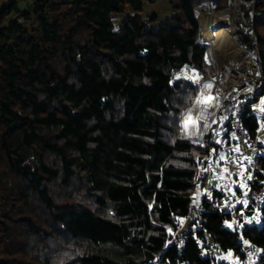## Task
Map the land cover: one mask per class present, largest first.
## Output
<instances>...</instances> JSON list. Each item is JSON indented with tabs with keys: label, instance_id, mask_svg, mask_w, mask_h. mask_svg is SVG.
Here are the masks:
<instances>
[{
	"label": "trees",
	"instance_id": "16d2710c",
	"mask_svg": "<svg viewBox=\"0 0 264 264\" xmlns=\"http://www.w3.org/2000/svg\"><path fill=\"white\" fill-rule=\"evenodd\" d=\"M233 1L167 0L173 15L159 24L141 16L142 0H32L25 12L0 11V264H228L220 257L229 253L246 264L244 241L264 264V201H254L264 157L249 169L247 209L219 189L191 216L220 146L215 123L197 144L182 133L200 83L216 75L198 16L226 15ZM234 22L240 52L259 61L260 86L237 99L256 142L264 0Z\"/></svg>",
	"mask_w": 264,
	"mask_h": 264
},
{
	"label": "rangeland",
	"instance_id": "374dc122",
	"mask_svg": "<svg viewBox=\"0 0 264 264\" xmlns=\"http://www.w3.org/2000/svg\"><path fill=\"white\" fill-rule=\"evenodd\" d=\"M142 1H143L144 11L141 14V16L142 17L145 16V18L148 20L151 16L156 17V15H158L157 18L158 17L159 18L160 17L165 18L166 17L165 11L168 10L169 8H170L169 10H171V7L168 4L167 0H154V3H148L145 0H142ZM252 1H254V0H251L249 2H247L246 0H234L233 1L234 7L232 8V10H230L229 12L226 13L227 17L219 16V15L215 16L216 17L215 22H214L213 26L211 27L212 30L216 31L220 27H225L227 29V31L230 33V35L232 36L231 33H232V29L234 28V25H233V27H230L226 24L221 25V23H219V20H221L223 18L229 19V17H230V20L233 21L235 16H237L243 10V7L249 5V3ZM199 14H200V12H199ZM124 16H125V14L120 15V16H116V19H117L116 24H119L120 21L122 20L121 17H124ZM148 20L146 22H148ZM201 21H202V19H201ZM206 35L207 34H206L205 27H203L202 28V36H203L204 43H206V37H205ZM232 41L233 40L229 39V43L230 44L232 43L231 46L233 48L235 46L234 49H236V44ZM233 43H234V46H233ZM206 44L208 46H210L208 43H206ZM222 51H224V49ZM241 51H242V49H241ZM219 54H221V53H219ZM239 55H241L240 51H239V53H238V51H236V53H227L226 57H228V58L226 59L225 55L221 54V57H222L221 58L217 53H215L216 61L213 60L211 57L212 61H210V62L213 64L214 68L216 67L215 68L216 75H215V77H213L209 81L214 82V88H213L212 92H211V90L209 92H207L204 89V87H202L203 83L204 82L206 83V81H202L200 83L199 94L196 97L191 108L182 117L181 126H182L183 135L185 137L191 138L194 141V143L197 144V143L202 142L204 136L210 130L211 126L214 123L216 124V126L213 127L212 129H213L214 133L217 134V138H216L217 143L219 145H222L224 143V141H227V142H226L225 146L224 145L222 146V148H224V150H222L220 153V156H218L219 161L216 162L217 166H214V165L211 166L212 167L211 171H212V175H213V177L211 179H212V181H217L220 184L219 187L222 189V191H224L227 194V204L228 205H232L233 207L244 206L247 209L249 206V203H250L249 202V195L251 193V190H250L249 184H248V180L249 179L253 180V178L251 177V175L249 173V169H251L252 161H253L254 154H255V152H254L255 150L253 149L254 148L253 146H255V144L253 145L251 143H248V146H249L248 148L251 149V153H252L251 155L244 154L242 152V149L240 147V144L242 141L235 138L232 133H229V128L227 127V123L229 122V117L226 114V111H224L225 108H223V105H225L224 100L229 99L232 91H229L227 89V87L222 83H226V82L228 83V81L230 79V74H231L230 69L235 64V61L237 60ZM250 55H251V58H252L253 62L255 63V65H259L257 53L255 51H253V52H251ZM233 59H235V61L233 63H231ZM210 93H212V94L215 93V94L221 96L222 99H219L220 97H218L217 99H215L213 101L210 98L207 99L206 96L209 95ZM202 98H206L204 101V103L206 105L211 104L214 108H208L207 107L206 110H201L200 108L196 109L197 106L195 107L194 104L198 101H202ZM237 99H238V97L235 96V101H234V103L232 102V105L236 104V107L231 108V109L229 108L230 110H232L230 112L233 114L234 117H238V114L240 113V110L237 108V106L239 104V101ZM262 102H264V101L261 100L259 105H257L256 107L254 106L256 114L258 116H260V118H261V129H260V136H259L258 140L256 142H253V143L259 142L260 145L264 144V111H262V109H264V103H262ZM193 106L195 107L196 111H198L200 118L196 121L192 120L191 122L188 123L187 127H185V122L188 120V117L190 115L189 112ZM225 107H226V105H225ZM205 123L208 125L207 128L204 127ZM190 125H195V126H193V128L195 127L194 129L195 130L197 129L200 132V134L197 137L194 135L195 130L190 131V128H189ZM190 134L193 135V138L191 136H189ZM230 135L233 137L235 144L232 141L231 145L229 146L228 141L231 139ZM244 142H246V141H244ZM236 146L239 149L238 151L235 150L236 148H234ZM217 152L218 151H216V154H217ZM221 156H224L223 160L220 159ZM215 157H216V155H215ZM232 160H234V162H232ZM241 185H244V186L241 187ZM211 195H212V193H211ZM245 201H247L246 204H245ZM181 230H183V227L181 228ZM245 249H246L247 255H248V259L246 261V264H255L256 256H254L252 254V252L250 250V245L246 244ZM220 259L225 261L228 264H241V261L239 260V258L234 257L232 254L231 255L223 254L220 257Z\"/></svg>",
	"mask_w": 264,
	"mask_h": 264
},
{
	"label": "crops",
	"instance_id": "0c3cea01",
	"mask_svg": "<svg viewBox=\"0 0 264 264\" xmlns=\"http://www.w3.org/2000/svg\"><path fill=\"white\" fill-rule=\"evenodd\" d=\"M247 2H249V1H251V0H246ZM31 3H32V0H0V11L2 10V9H5V8H9L12 4H14V5H16V7L20 10V11H22V12H25V11H27L28 9H29V7L31 6ZM169 8V7H168ZM170 9V8H169ZM166 10L165 11V18H162V17H158L157 18V16L158 15H156V19H157V22H156V24H159V23H161V22H163V21H165L166 19H169V18H171L172 17V11L171 10ZM128 13L129 14H133L132 13V11L129 9L128 10ZM12 15H14V13L12 14ZM116 16H120V14L119 15H116ZM216 15L215 14H213L212 12H210V10L209 9H207V8H203L201 11H200V14H199V17H198V21H199V23H200V25H201V27L203 28V27H205V30H206V39L207 40H209L211 37L212 38H215V39H217V36H216V33L218 32V31H221L223 34H224V36L229 40V39H231V40H233V42L236 44V49L234 50V51H232V52H230V53H236V51H238V53H239V51H240V47H239V45L237 44V42H236V40L234 39V37H232L231 35H230V33L227 31V29L225 28V27H220L219 29H217L216 31H213L212 30V26H213V24H214V22H215V17ZM219 16H225V17H227V15H219ZM123 17H121V19H122ZM143 18H144V20H148V19H146L145 18V16H143ZM9 18L8 17H6L5 18V20H4V23L5 22H7V20H8ZM201 19H202V21H201ZM149 21V20H148ZM234 23V20L232 21V20H230V17H229V19L228 18H223V19H221V20H219V23H221V25H228V26H230V27H233V23ZM226 30V31H225ZM225 31V32H224ZM226 33V34H225ZM231 36V37H230ZM228 37H230V38H228ZM232 44V43H231ZM233 46H234V44H233ZM234 48H235V46H234ZM219 48H217V46L216 45H214V44H212V46H210V53H209V59H210V61H212V59L213 60H215L216 61V59H215V53H217L220 57H221V54H219L220 52H219V50H218ZM225 55V58L227 59L228 57H226V55H227V53H225L224 54ZM211 57H212V59H211ZM222 58V57H221ZM235 61V59H233L232 60V62L231 63H233ZM216 66V65H215ZM216 68V67H215ZM209 85H210V87H209ZM202 87H204V89L207 91V92H209L210 90H211V92H212V90H213V88H214V82L213 81H206V83L204 82L203 83V85H202ZM218 97H220L219 99H222V97L221 96H219V95H217V94H215V93H210L209 95H207L206 96V98L208 99V98H210L212 101L213 100H215V99H217ZM238 97V96H237ZM206 98H202V101H198V102H196L195 104H194V106L196 107V109H198V108H200L201 110H206V108L208 107V108H214L211 104H205L204 103V101H205V99ZM261 100H263L264 101V97H262V98H260V100H259V102L258 103H255L254 105H253V112L256 114V111H255V108H254V106L256 107L257 105H259L260 104V102H261ZM221 101V100H220ZM234 106H232V108H235L236 107V104H233ZM244 105H245V103L244 102H239V104H238V106H237V108L241 111L242 110V108L244 107ZM192 107V109L190 110V112H189V114L191 115V117H192V120H194V121H196V120H198L199 118H200V115H199V113H198V111H196V109H195V107ZM223 108H225L224 109V111H226V114L228 115V117H230L231 115H233L230 111H232V110H230L229 108L227 109L226 107H225V105H223ZM257 115V114H256ZM260 117V116H259ZM193 126H195V125H190V131H192V130H195L194 128H193ZM231 133V132H230ZM200 134V132L196 129L195 131H194V135L197 137L198 135ZM189 136H191L192 138H193V135L192 134H190ZM231 136V135H230ZM188 138V137H187ZM230 141L232 142L233 141V143H234V140H233V137L231 136V139H230ZM242 141V142H241ZM240 142H241V144H240V147H241V149H242V152L244 153V154H249V155H251L252 153H251V149H249L248 147V142H244L243 140H241ZM226 142L227 141H224V143L222 144V145H220L219 146V148H218V152H217V154H216V157L215 158H213V159H211L210 160V164H209V166H207V167H205L202 171H201V180L203 181L204 180V178L206 177V176H208V182H207V184L205 185L202 181H201V183H200V185L198 186V188H197V190H196V192H195V195H194V198H193V206H192V209H195V210H201V208H202V206H203V201H204V199L205 198H208V199H210V197H211V193H212V190H219V189H221L219 186H220V184L217 182V181H212V177H213V175H212V171H211V169H212V167L211 166H217V164H216V162H218L219 161V158H218V156H220V153H221V151L222 150H224V148H222V146L224 145L225 146V144H226ZM232 143V144H233ZM235 144V143H234ZM234 148H236L235 150H237L238 149V147L236 146V147H234ZM232 162H234V160H232ZM211 172V173H210ZM210 196V197H209ZM191 218V217H190ZM187 219L186 220V222H185V226L183 227V230H182V232L187 228V225L191 222V219ZM182 232H181V234H182Z\"/></svg>",
	"mask_w": 264,
	"mask_h": 264
},
{
	"label": "built area",
	"instance_id": "2783aa9c",
	"mask_svg": "<svg viewBox=\"0 0 264 264\" xmlns=\"http://www.w3.org/2000/svg\"><path fill=\"white\" fill-rule=\"evenodd\" d=\"M21 23V20L19 21ZM206 43L212 46L211 40L206 39ZM231 74L228 83L224 84L229 91H232L236 96L242 95L245 91H247L250 87H259L262 78L259 68L253 62L251 55L249 53H241L238 56L235 64L231 67ZM230 124V132L234 135L238 140H243L251 144H255L254 148V158L256 157H264V144L259 142L253 143L248 139L246 133L242 129L240 125V121L238 117H234L231 115L229 117ZM254 168V161H252L251 169ZM262 185V183H259ZM254 201L256 205L259 207L264 201V186H262V191L258 195H254ZM201 215V210H192V216L195 219H198ZM181 242V241H180ZM179 242V243H180Z\"/></svg>",
	"mask_w": 264,
	"mask_h": 264
},
{
	"label": "bare ground",
	"instance_id": "6f19581e",
	"mask_svg": "<svg viewBox=\"0 0 264 264\" xmlns=\"http://www.w3.org/2000/svg\"><path fill=\"white\" fill-rule=\"evenodd\" d=\"M216 36L217 39L211 37L209 40H211V43L219 48L218 50L220 53L224 55L225 53H230L235 50L221 31H218ZM223 49L224 51H222Z\"/></svg>",
	"mask_w": 264,
	"mask_h": 264
},
{
	"label": "snow or ice",
	"instance_id": "6c2138e0",
	"mask_svg": "<svg viewBox=\"0 0 264 264\" xmlns=\"http://www.w3.org/2000/svg\"><path fill=\"white\" fill-rule=\"evenodd\" d=\"M209 87H210V85H209ZM262 103H264V102H262ZM262 111H264V109H262ZM191 121H192V117H191V115H189L188 120L185 122V127H187L188 123L191 122ZM204 127L207 128L208 125L205 123ZM238 150H239V149H237V151H238ZM220 159L223 160V159H224V156H221ZM243 186H244V185H241V187H243ZM246 203H247V201H245V204H246ZM229 227H231V225H229ZM244 243H245V244H248V241H244ZM229 255H231V253H229Z\"/></svg>",
	"mask_w": 264,
	"mask_h": 264
}]
</instances>
